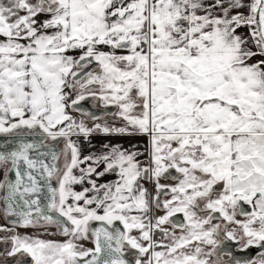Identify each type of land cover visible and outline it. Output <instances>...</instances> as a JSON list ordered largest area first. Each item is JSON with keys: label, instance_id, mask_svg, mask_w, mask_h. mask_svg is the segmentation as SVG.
Segmentation results:
<instances>
[{"label": "snow or ice", "instance_id": "snow-or-ice-1", "mask_svg": "<svg viewBox=\"0 0 264 264\" xmlns=\"http://www.w3.org/2000/svg\"><path fill=\"white\" fill-rule=\"evenodd\" d=\"M89 98L121 126L70 114L98 120L78 107ZM94 132L148 142L81 158L72 137ZM0 137V244L16 264H133L129 249L134 264H219L221 231L264 248V0H0ZM177 213L179 236L164 227Z\"/></svg>", "mask_w": 264, "mask_h": 264}, {"label": "flooded vegetation", "instance_id": "flooded-vegetation-1", "mask_svg": "<svg viewBox=\"0 0 264 264\" xmlns=\"http://www.w3.org/2000/svg\"><path fill=\"white\" fill-rule=\"evenodd\" d=\"M101 47H103V46H101ZM78 55H79V53L77 52V56ZM93 68H94V65H93ZM81 103H84V104H82V108L83 109H89L88 112L96 114L97 117H99L98 120H103V122H105V121H113V122H116L117 124L121 125V121L118 118H114L113 116L108 115L109 112L110 113L115 112L116 111L115 108H112V107H109V108L101 107L99 101H94L91 98H89V99H87L85 101H82ZM107 111H109V112L108 113H104V112H107ZM70 114H72L77 120H78L79 117L76 116V115H82L81 111H73L71 109H70ZM82 116H84V115H82ZM88 119L90 121H92L90 118H88ZM80 142H82V141H76L77 144L80 143ZM147 142H148V138H147ZM49 143H53V142L49 141ZM57 147L59 149H62L63 148V143L61 142ZM146 160H147V158H146ZM146 160L143 163H145ZM60 163H61V167H62V165H63V157H61ZM172 174L176 175L174 173V171H173ZM0 178H2V174H0ZM53 182L56 183L55 181H53ZM141 183L149 190V192L152 195H155V191H154V194H153V190L155 189L153 183H150V182H147V181H141ZM162 183H166V180H163ZM165 198L166 197H161V199H165ZM244 205H246V204H244ZM197 212H198V215H201V216L205 215V213L200 212L199 210H197ZM239 213H240V208H238V210H237V215L238 216H242ZM163 214H164L163 211H161L160 209H155L154 216H160V215H163ZM150 215H152V213ZM178 215H181L180 218L182 220L180 222H179L178 217H176ZM214 215L218 216V214H214ZM236 218H237V216H236ZM170 220L172 221V223L164 225V227L170 233L180 230V228H178V227L174 228L173 225H178V224L185 223L182 213H177L176 215L171 217ZM4 223H5V221H4L3 217H0V225H3ZM212 223L213 224H217V223L223 224L224 222L222 220H220V219H214L212 221ZM115 224L120 230L123 229V226L120 225L119 222H115ZM98 226H99L98 222H92V224H91V227H93V228L94 227H98ZM234 227H235V225H231V224L228 225L229 229L234 228ZM17 231L21 235H34L36 233V230L31 229V228H29V229H18ZM132 234L136 235L137 233L134 231ZM0 235H2V234H0ZM238 235H239V230H238ZM55 236L61 238V236H59V235H55ZM42 238H44V239H53V235H45ZM154 238L158 242L168 243L167 240H164L162 233H159V232L155 233L154 234ZM216 239L220 240V245H219V247L216 250L217 255H214L213 257L209 258L210 262H216L218 260L219 264H236V261L239 260V261H241V264H245V262H247V261L259 259V254L261 252H264V248H259L257 246H251V247L244 248L243 247V241L237 242V241L228 240L226 238H223V231H221L220 235H218L216 237ZM83 243H84L85 247H92V244H91L90 241H84ZM201 247H203L205 251H209L210 250L209 246L201 245ZM3 250H4V245L0 244V264H5V261H7V264H16V258L7 257V256L3 255L2 254ZM156 250L159 251L161 249L157 248ZM133 251L134 250H130V249L127 250L126 251V256H127L128 260L132 261L133 264H134V260H135L136 257L132 254ZM22 259L25 261V264H31L30 257H23Z\"/></svg>", "mask_w": 264, "mask_h": 264}, {"label": "crops", "instance_id": "crops-1", "mask_svg": "<svg viewBox=\"0 0 264 264\" xmlns=\"http://www.w3.org/2000/svg\"><path fill=\"white\" fill-rule=\"evenodd\" d=\"M205 2H208V0H205ZM251 2V0H243V3L245 5H248ZM245 13L247 12V8L243 9ZM239 34L243 35L245 38H247V28H241L238 30ZM254 47V46H253ZM102 50L107 51V48L101 47ZM71 55L77 56V52L70 53ZM260 59V57H255L254 60ZM70 111V110H69ZM74 141H82L78 143V146L80 148V155L81 158L84 156L94 154V155H100L101 153L107 151L103 147L104 144L108 145H119L124 149H130L133 145L137 147V149L141 152H144L146 146H147V138L146 136H116V135H109L105 136L101 133H93L90 135L87 140L83 136H73L72 137ZM80 138V139H79ZM147 158V154L144 156H140L139 160L141 163H143ZM87 165H81V167H86ZM103 165H101L100 168L97 169V171H102ZM76 175H80L79 170H74ZM118 177L115 175V173H108L103 177H100L98 180H96V177L93 176L92 179L96 180L97 184L101 183H108L113 182ZM90 187V185L87 184V181H85L82 185H73V189L75 191H82L83 188ZM91 195V193H90Z\"/></svg>", "mask_w": 264, "mask_h": 264}, {"label": "rangeland", "instance_id": "rangeland-1", "mask_svg": "<svg viewBox=\"0 0 264 264\" xmlns=\"http://www.w3.org/2000/svg\"><path fill=\"white\" fill-rule=\"evenodd\" d=\"M118 54H122V53H118ZM76 116L79 117L78 118V121L79 120H84V122L86 123V125L89 126V127H92L93 123H102L103 124L105 122H107L110 126H121L120 124H117L116 122H113V121H105V122H103V120L90 121L86 116H82V115H76ZM161 182H163V180ZM166 183L170 184V183H174V181H172L171 179H169V180H166ZM154 191H155V189L153 190V194H154ZM166 198H168V197H166ZM154 213H155V209H154ZM154 213H152V214H154ZM237 218H236L237 220H244V216H238L237 215ZM174 233L177 236H179V235L182 234L181 233V230H178V231H176ZM53 239L54 240H63L64 237L59 238V237H56L55 235H53Z\"/></svg>", "mask_w": 264, "mask_h": 264}, {"label": "water", "instance_id": "water-1", "mask_svg": "<svg viewBox=\"0 0 264 264\" xmlns=\"http://www.w3.org/2000/svg\"><path fill=\"white\" fill-rule=\"evenodd\" d=\"M82 104H84V103H81L80 105H78V107L81 109V110H83V111H86V112H88L89 111V109H83L82 108ZM109 111H107V112H104V113H108ZM110 113V112H109ZM96 115V114H95ZM97 116V115H96ZM28 140H32V139H34L33 137H28L27 138ZM4 140V138L3 137H0V141H3ZM59 149V148H58ZM53 183V185L55 186V183L54 182H52ZM240 205H241V207H240V211L241 210H243V211H251V208L248 206V205H244L243 204V202H240ZM176 217H178V219H179V222L182 220L180 217H181V215H178V216H176ZM99 224V223H98ZM114 227L115 228H118L117 226H116V224L114 225Z\"/></svg>", "mask_w": 264, "mask_h": 264}]
</instances>
